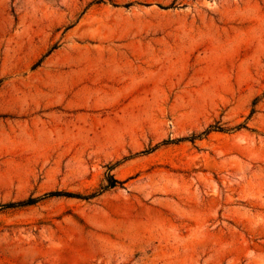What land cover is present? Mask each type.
I'll return each instance as SVG.
<instances>
[{
  "label": "rangeland",
  "instance_id": "374dc122",
  "mask_svg": "<svg viewBox=\"0 0 264 264\" xmlns=\"http://www.w3.org/2000/svg\"><path fill=\"white\" fill-rule=\"evenodd\" d=\"M0 264H264V0H0Z\"/></svg>",
  "mask_w": 264,
  "mask_h": 264
},
{
  "label": "trees",
  "instance_id": "16d2710c",
  "mask_svg": "<svg viewBox=\"0 0 264 264\" xmlns=\"http://www.w3.org/2000/svg\"><path fill=\"white\" fill-rule=\"evenodd\" d=\"M110 187L111 186H114V184H110L109 185ZM56 193H48V194H46V196H52V195H55ZM59 194V193H58ZM70 195H73L72 193H69ZM35 201H37V199H30V200H27V201H22V202H19V203H17V204H21V205H24V204H30V203H33V202H35Z\"/></svg>",
  "mask_w": 264,
  "mask_h": 264
}]
</instances>
